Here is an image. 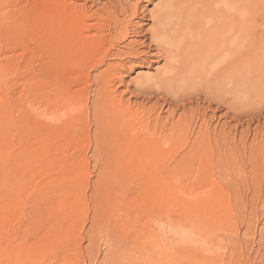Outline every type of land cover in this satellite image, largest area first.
<instances>
[{
	"label": "rangeland",
	"instance_id": "obj_1",
	"mask_svg": "<svg viewBox=\"0 0 264 264\" xmlns=\"http://www.w3.org/2000/svg\"><path fill=\"white\" fill-rule=\"evenodd\" d=\"M76 2L81 4V0ZM157 2L144 3V8L151 11ZM242 4L237 16L241 22L250 19V31L257 38L248 49L261 55L264 0L256 2L254 9ZM246 6L251 10L246 12ZM19 9L28 13L30 5H25V0H0V254L8 257L6 260L2 253L0 264H29L25 257L28 250L64 240L66 257L64 254L62 261L57 259L53 264H89L95 254H104L105 237L98 228L89 229L94 197L100 199L97 202L105 216L120 200L123 205L151 202L156 206L171 201L174 240H157L162 250H157V264H264V79L253 81L242 76L240 94L233 105L228 94H221L226 102L217 105L216 119L209 121L212 113L207 112L204 133L198 130L199 122L189 120L187 109L177 106L198 98L203 101L202 95L191 99L182 97L185 90L168 92L165 88L159 94H140L135 81L147 70L124 73L122 82L112 88L117 90L116 101L128 106L130 113L137 112L139 122L149 123L141 125L142 137L137 140L149 138L152 144L148 148H158V153L146 172L125 163L128 158L123 154L124 164L116 167L119 171L99 175L104 162L96 163L93 156L95 128L86 117L85 103L78 100V86L72 84V77L58 78L39 68L40 56L33 54L29 42L30 20L16 17L12 25L13 20L8 19L12 12L20 13ZM142 23L147 24L144 30L149 29L150 22ZM205 27L211 32L213 26ZM252 63L242 66L241 71L259 68ZM162 66V61L154 64L150 74ZM217 107L212 104V109ZM72 120L75 126L70 124ZM70 133L74 136L69 137ZM114 136L111 146L114 140L124 138L123 133ZM223 137L225 143L219 141ZM109 148L104 147L103 154ZM133 150L127 149V156ZM41 194H50V198L39 204L36 198ZM144 213L145 234L153 237L155 224L147 219L149 213ZM150 241L155 240H138V244L146 249Z\"/></svg>",
	"mask_w": 264,
	"mask_h": 264
},
{
	"label": "bare ground",
	"instance_id": "obj_2",
	"mask_svg": "<svg viewBox=\"0 0 264 264\" xmlns=\"http://www.w3.org/2000/svg\"><path fill=\"white\" fill-rule=\"evenodd\" d=\"M72 1L73 4L70 0H25V5H30L29 12L19 9L20 13L12 12L8 19L27 16L25 21L30 20L27 23L30 47L36 57L40 56L39 68H44L48 74H54L58 78L72 77V84L78 86V100L85 103L83 108L86 117L95 128L93 156L96 163L101 160L104 162V166L99 169V175L119 171L116 167L124 164L125 161L121 162L123 154L124 158H128L125 163L133 165L138 172L145 171L152 165V160L158 153V148H148L152 144L149 138L145 142L137 140L142 137L139 133L141 125L149 123H143L142 120L139 122L137 112L130 113L128 106L123 107L124 105L116 101L117 90L112 88L114 84L122 82L124 73L136 69L147 70L144 74H138L135 81V90L140 94L158 93L161 88H165L168 92L177 90L181 93V89L185 90L182 91V97L191 99L202 95L205 98L203 101L198 98L177 105L187 109L190 121L199 122L197 127L200 131H203L202 128L208 122L205 120L207 112L212 113L209 119L212 121V118H217V105L224 106L223 102L226 101L221 94H228L229 102L233 105L240 94L239 86L243 82L241 80H244L243 77L253 78V81L256 77L264 79V51H261V56L256 49H248L249 46L253 47L257 39L250 31L253 23L250 19L241 22L237 16L242 3L250 5L252 9L260 0H158L151 11H146L144 3L152 4L155 0H81V4H77V0ZM246 4L242 5L245 7ZM250 8L247 7L246 12ZM13 22L14 20L12 25ZM142 22H150L149 29L144 30L147 24ZM207 25L213 26L211 32L205 31ZM4 26L5 24L1 27ZM241 35L245 36L243 41L240 39ZM160 61L163 62L162 68L156 69V73L151 75L149 70ZM250 62L256 63L259 68L242 72V66H249ZM158 103L159 99H156L155 104ZM212 104L217 108L212 109ZM133 117V123L126 127L125 124L132 121ZM74 123L72 120L70 124ZM86 126L88 128L89 125ZM174 126L178 130L177 124ZM134 130L135 133H132ZM152 130H156V126ZM79 131L81 130H77ZM120 133L124 135V138L121 137L122 141L116 139L112 146L109 145L110 139L115 137L114 134ZM70 135L74 136L70 133L69 137ZM200 137L204 141L202 134ZM219 141L225 143L226 138ZM106 146L110 148L104 150L106 153L103 154ZM127 149H134L129 156ZM49 195L41 194L36 201L40 204L50 198ZM94 200L89 229H99L98 233L106 239V251L104 254H95L96 257L89 264H157V250L160 249L157 240H164L165 243L166 240H174L173 230L176 223L171 201L156 206L151 202L149 205H123L121 203L124 202L120 200L117 205L110 206L111 213L105 216L101 203L97 202L100 199L94 197ZM33 201L39 205L35 199ZM146 211L149 213L147 219L151 218L150 222L155 224L153 237L145 234L146 222L143 225V216ZM138 240L155 241H150L151 244L146 250L141 242L138 244ZM65 241L67 240L63 242ZM62 243L50 245L47 242L42 246L39 244L41 247L37 250L27 251V262L53 264L57 259L62 261L67 248ZM160 252L162 253L161 249ZM1 254L0 257H5L7 253H3V256ZM170 255L168 258L171 260ZM7 258L6 256V260Z\"/></svg>",
	"mask_w": 264,
	"mask_h": 264
}]
</instances>
